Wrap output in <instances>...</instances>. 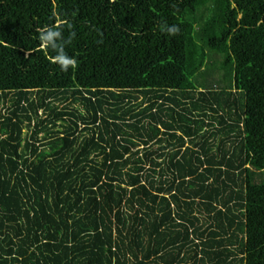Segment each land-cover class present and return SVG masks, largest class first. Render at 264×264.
<instances>
[{"label":"trees","instance_id":"obj_1","mask_svg":"<svg viewBox=\"0 0 264 264\" xmlns=\"http://www.w3.org/2000/svg\"><path fill=\"white\" fill-rule=\"evenodd\" d=\"M1 96L0 264H264V0H0Z\"/></svg>","mask_w":264,"mask_h":264},{"label":"rangeland","instance_id":"obj_2","mask_svg":"<svg viewBox=\"0 0 264 264\" xmlns=\"http://www.w3.org/2000/svg\"><path fill=\"white\" fill-rule=\"evenodd\" d=\"M224 74L222 71H216V73H213V74H210L209 76V80L210 81H213V83L215 81H224ZM215 85H218L220 86L219 84H216V82L214 83ZM222 85V84H221ZM12 96H9V98H5L4 96H1V101H0V119L5 117V116H8L9 115V112L12 110V107H13V102H12ZM33 98H36V97H33ZM54 103H55V106H58L59 108H61V110H63V108H66L67 106H69L72 102L69 101L68 103H61L59 101L55 102L54 100H52ZM141 101V100H140ZM148 103V101L146 102ZM74 107H76L77 109H79L80 111L86 113V109H85V106L82 104V103H77L75 105H73ZM39 117L40 119H47V116L45 114V111L44 110H40L39 111ZM62 125L64 123H61ZM60 129H62L61 126H59ZM84 126H82L81 128H83ZM35 131V123H33V128L30 129V128H26L24 130V139L25 138H31V136L33 135L32 133ZM47 132H43L42 134L39 135V139H44L45 137H47ZM46 150H48V148H46Z\"/></svg>","mask_w":264,"mask_h":264},{"label":"clouds","instance_id":"obj_3","mask_svg":"<svg viewBox=\"0 0 264 264\" xmlns=\"http://www.w3.org/2000/svg\"><path fill=\"white\" fill-rule=\"evenodd\" d=\"M170 34H175L179 30L175 26L167 29ZM61 37V31L46 27L41 30L39 39L42 41L44 47H49L57 38ZM70 42V41H69ZM55 62L59 63L63 70H67L69 66L75 67L76 61L70 59L66 54L61 53L55 57Z\"/></svg>","mask_w":264,"mask_h":264}]
</instances>
